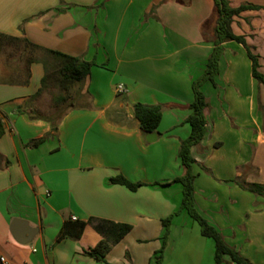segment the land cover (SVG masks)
I'll return each instance as SVG.
<instances>
[{
    "label": "crops",
    "instance_id": "obj_1",
    "mask_svg": "<svg viewBox=\"0 0 264 264\" xmlns=\"http://www.w3.org/2000/svg\"><path fill=\"white\" fill-rule=\"evenodd\" d=\"M105 1L0 0V32L40 47L0 45V264H153L163 219L180 208L183 186L173 180L185 173L179 150L191 133L193 82L215 46V2ZM233 30L245 35L264 72V8L235 16ZM223 46L216 84L202 86L209 107L207 133L192 149L195 199L230 245L264 264V197L235 181L264 185V85L245 45ZM48 49L95 61L70 90L80 104L61 114L56 132L28 113L40 114L38 104L57 84L52 75L43 86L45 62L53 66ZM120 83L127 92H117ZM137 102L163 106L157 138L149 140L132 113ZM117 175L144 185L112 183ZM69 220L86 222L83 235L58 240ZM111 222L132 229L96 259L86 250L112 238ZM215 253L186 210L174 217L164 264H216ZM223 264L234 262L225 256Z\"/></svg>",
    "mask_w": 264,
    "mask_h": 264
},
{
    "label": "trees",
    "instance_id": "obj_2",
    "mask_svg": "<svg viewBox=\"0 0 264 264\" xmlns=\"http://www.w3.org/2000/svg\"><path fill=\"white\" fill-rule=\"evenodd\" d=\"M215 12L211 19L214 24V49L209 57L207 68L205 72L193 82V89L195 93L194 101L191 104L192 112L187 117L186 121L191 125L190 135L181 141L179 155L182 160V164L185 168V173L173 180V182H179L183 186V197L180 208L173 212L170 216L163 219L164 234L162 236V247L153 255V264H164V252L167 245L170 228L174 217L181 211L186 210L190 216L199 223L201 233L209 238H212L215 242L216 264H223L225 256H229L234 264H254L249 258L245 257L235 247L230 245L225 239L223 233L214 226L197 208L195 199V180L196 174L193 170L194 164L197 162L192 149L194 146H199L202 143L207 133V116L206 109L209 107V99L202 89L205 82L211 81L216 84V76L220 72V59L223 52V44L230 40H236L248 50L249 56L253 61V76L257 81L264 85V72L260 70L259 57L253 52L252 46L247 42L245 35L235 33L233 30V22L235 16L240 15L242 12L248 9H261L262 5L243 3L239 6H233L230 0H214ZM209 19V22L211 21ZM25 42L26 46L31 48L32 53L40 47L36 44L29 42L27 39L6 35L0 32V45L3 42L9 41L13 43ZM53 59V66L49 67L45 62L46 75L43 78V86H46L48 78L52 75L57 80L58 87L62 89L63 93L56 97L58 104H62L70 98V90L72 87L83 81L90 75L92 67L95 65V61L85 60L82 57L66 54L60 51L47 50ZM36 58L32 55L29 58V63L35 61ZM134 110L136 118L140 122L141 128L145 132H154L158 129L162 116L163 106L161 104H146L137 102L134 104ZM24 112L23 110H20ZM32 118H45L51 122L53 130H58L59 116L49 115L43 116L34 112H28ZM63 114V113H62ZM4 133V126L0 118V137ZM46 137L31 141L30 145L37 146L43 142ZM112 183H119L126 185L131 190H137L140 186L144 185L143 182H134L129 180L123 175H117L110 179ZM235 181L245 190L253 192L257 195L264 197V185L256 182H247L240 178H236ZM114 235L112 238H104L98 242L95 246L86 250V253L99 260H105L108 252L114 243L119 242L126 234L130 232L132 226L127 223H113ZM86 222L81 220L72 221L69 220L64 223L61 228L58 240L65 238L79 239L84 233Z\"/></svg>",
    "mask_w": 264,
    "mask_h": 264
},
{
    "label": "rangeland",
    "instance_id": "obj_3",
    "mask_svg": "<svg viewBox=\"0 0 264 264\" xmlns=\"http://www.w3.org/2000/svg\"><path fill=\"white\" fill-rule=\"evenodd\" d=\"M104 2L106 1L104 0ZM62 93H63L62 89L59 88L58 85L54 83L53 89L50 92L46 93L45 96L41 99L40 104H38L39 105L38 109L40 114L45 113L49 115L59 116L60 114L65 112L70 106L80 104V100L74 101L73 98L68 99V101L62 104H58L56 101V97Z\"/></svg>",
    "mask_w": 264,
    "mask_h": 264
},
{
    "label": "built area",
    "instance_id": "obj_4",
    "mask_svg": "<svg viewBox=\"0 0 264 264\" xmlns=\"http://www.w3.org/2000/svg\"><path fill=\"white\" fill-rule=\"evenodd\" d=\"M127 90L128 89H127V87L124 84L120 83V84L117 85V92L118 93H125V92H127ZM74 218L76 219V217H74ZM1 260L4 261V262L6 261L4 256L1 257Z\"/></svg>",
    "mask_w": 264,
    "mask_h": 264
},
{
    "label": "water",
    "instance_id": "obj_5",
    "mask_svg": "<svg viewBox=\"0 0 264 264\" xmlns=\"http://www.w3.org/2000/svg\"><path fill=\"white\" fill-rule=\"evenodd\" d=\"M132 113L135 114L133 111H132ZM151 136H154L155 138H157V135H156L155 132H150V134H149V140H152L151 139Z\"/></svg>",
    "mask_w": 264,
    "mask_h": 264
}]
</instances>
